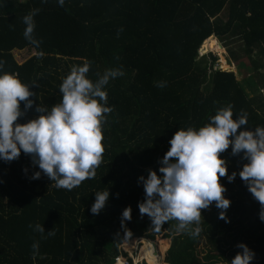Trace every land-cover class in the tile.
Returning <instances> with one entry per match:
<instances>
[{
  "label": "trees",
  "instance_id": "obj_1",
  "mask_svg": "<svg viewBox=\"0 0 264 264\" xmlns=\"http://www.w3.org/2000/svg\"><path fill=\"white\" fill-rule=\"evenodd\" d=\"M32 11L39 46L23 37L22 17ZM210 36L249 75L239 79L219 68L218 56L202 51ZM17 50L29 55L19 61ZM0 61V71L35 82L34 103L20 123L39 115L37 105L59 102V86L73 66L88 62L93 81L108 69L123 73L105 86L111 111L102 123L104 151L92 179L69 191L44 174L32 179L39 169L30 155L0 160V264H115L117 256H127L125 240L158 235L171 239L167 264H230L240 242L254 251L251 264H264L260 205L238 174L232 182L220 178L231 201L228 222L213 202L201 210L196 236L189 233L197 225L177 231L175 220L155 231L138 209L145 199L138 178L158 171L180 127L203 126L229 105L234 118L247 113L242 128L264 126V0H64L63 6L57 0H0ZM221 156L228 174L246 162L231 154V146ZM107 189L105 208L91 213L95 191ZM128 206L131 219L122 227Z\"/></svg>",
  "mask_w": 264,
  "mask_h": 264
},
{
  "label": "clouds",
  "instance_id": "obj_2",
  "mask_svg": "<svg viewBox=\"0 0 264 264\" xmlns=\"http://www.w3.org/2000/svg\"><path fill=\"white\" fill-rule=\"evenodd\" d=\"M57 3L63 6L64 0ZM35 14L32 11L22 17L23 37L39 46L40 41L33 36ZM2 67L0 61V69ZM88 72V62L71 67L59 86L62 94L59 102L51 106L37 105L35 111L39 115L20 123L18 117L34 103L29 97L36 95L30 89L35 82L24 83L15 73L0 71V160L10 162L21 152L30 155L39 169L32 179L44 174L56 188L69 191L84 180L92 179L104 151L102 123L111 111L106 106L105 86L123 73L108 69L93 81L87 76ZM156 86L164 87V83ZM21 102H24L23 110ZM246 125L247 113H238L234 118L229 105L218 108L203 126L180 127L173 134L168 141L170 147L159 159L158 171L149 169L147 176L138 178L145 195L138 203L139 213L151 219L155 231L165 222L175 220L177 231L197 225L189 233L196 236L200 231L201 210L213 202L220 210L219 218L228 222L226 210L231 201L224 195L226 187L220 178L227 175V180L232 182L237 174L259 203V219L264 222V126L242 128ZM229 146L233 156L241 155L246 161L238 173L228 174L227 159L221 156ZM109 196L108 189L95 191L91 213L103 210ZM130 219L131 207L128 206L121 213V226ZM35 230L45 231L41 225H36ZM53 234L48 231V235ZM32 247L36 249L38 244L34 242ZM237 247L241 251L230 264H251L254 251L243 242Z\"/></svg>",
  "mask_w": 264,
  "mask_h": 264
},
{
  "label": "rangeland",
  "instance_id": "obj_3",
  "mask_svg": "<svg viewBox=\"0 0 264 264\" xmlns=\"http://www.w3.org/2000/svg\"><path fill=\"white\" fill-rule=\"evenodd\" d=\"M220 44L221 43H220L219 39L216 37H213L209 42V48L207 51V52L211 51L212 53H214L218 56L219 62L217 64V66L221 69H224V70L234 71L237 74L239 79H242L244 76L249 75V71L247 70V68L244 67V65H243V67H241V65L238 64L237 62H232V63L230 62V60L228 58L227 50L224 47H222ZM15 55H16V58L19 61H21V60H24L25 58H27L29 53L28 52H21V51L17 50V51H15ZM243 62L247 63V59L244 58ZM149 240L150 239H147V238H133L130 240H125L121 246H122V248L126 249L127 256H129V258L131 260L134 259L135 261H137V259L139 258L138 255L142 251L143 247L146 245L147 242H151V240L150 241ZM167 240L169 241L168 242L169 245L167 244V247L164 248V250L161 252V254H159L158 264H167L164 259H165L166 250L171 245V239L165 238L162 235H158L156 237V239L154 240L159 249L162 247V245H164L165 241H167ZM204 247H205L204 245H200L201 250H203ZM142 259L138 260V261H140V264H149L147 260H145V259L142 260ZM132 262H133V260H132Z\"/></svg>",
  "mask_w": 264,
  "mask_h": 264
},
{
  "label": "bare ground",
  "instance_id": "obj_4",
  "mask_svg": "<svg viewBox=\"0 0 264 264\" xmlns=\"http://www.w3.org/2000/svg\"><path fill=\"white\" fill-rule=\"evenodd\" d=\"M210 40H208V42H206V45H207L208 48H209V42H210ZM168 242H169L168 240L165 241L164 245H162V247L160 249L158 248L159 254H161V252L164 250V248L167 247ZM159 254H157L156 248L154 247L153 243L147 242L146 245L143 247L142 251L140 252V254L138 255V257L139 258L141 257L140 259L143 258L142 260H144V259L147 260L149 264H158ZM139 258L137 259V261L140 260Z\"/></svg>",
  "mask_w": 264,
  "mask_h": 264
},
{
  "label": "built area",
  "instance_id": "obj_5",
  "mask_svg": "<svg viewBox=\"0 0 264 264\" xmlns=\"http://www.w3.org/2000/svg\"><path fill=\"white\" fill-rule=\"evenodd\" d=\"M122 247V246H121ZM124 251H126L125 248H122ZM133 260V262H132ZM130 259L129 256L119 255L116 257L115 264H140V261H135L134 259Z\"/></svg>",
  "mask_w": 264,
  "mask_h": 264
},
{
  "label": "water",
  "instance_id": "obj_6",
  "mask_svg": "<svg viewBox=\"0 0 264 264\" xmlns=\"http://www.w3.org/2000/svg\"><path fill=\"white\" fill-rule=\"evenodd\" d=\"M212 37H213V36H210V37H208V38L204 41L203 46H202V51H203V52H207V51H208V47H207V45H206V42H208V40H210ZM220 45H221V44H220ZM221 46H222V45H221ZM151 243H153L154 247L156 248L157 254H159V251L157 250L158 247H157L155 241H154V240H151Z\"/></svg>",
  "mask_w": 264,
  "mask_h": 264
}]
</instances>
